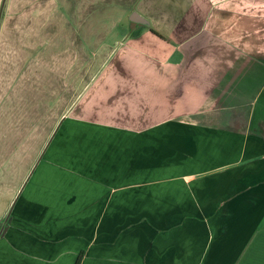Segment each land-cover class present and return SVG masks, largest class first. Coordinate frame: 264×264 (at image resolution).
I'll list each match as a JSON object with an SVG mask.
<instances>
[{"label": "crops", "instance_id": "obj_1", "mask_svg": "<svg viewBox=\"0 0 264 264\" xmlns=\"http://www.w3.org/2000/svg\"><path fill=\"white\" fill-rule=\"evenodd\" d=\"M0 264H264V0H0Z\"/></svg>", "mask_w": 264, "mask_h": 264}, {"label": "rangeland", "instance_id": "obj_2", "mask_svg": "<svg viewBox=\"0 0 264 264\" xmlns=\"http://www.w3.org/2000/svg\"><path fill=\"white\" fill-rule=\"evenodd\" d=\"M66 5H67V3H66ZM106 14H107V10H104V9L100 8L97 11V15L96 16H93L91 19L89 17H87L84 20L86 21V24H87V23H93V22H90V21L91 20L95 21V19H96L97 25L101 26V28H102V26H105L104 24H106L108 22L107 19H109V17L106 16ZM114 210L119 212L121 209H114Z\"/></svg>", "mask_w": 264, "mask_h": 264}, {"label": "water", "instance_id": "obj_3", "mask_svg": "<svg viewBox=\"0 0 264 264\" xmlns=\"http://www.w3.org/2000/svg\"><path fill=\"white\" fill-rule=\"evenodd\" d=\"M129 19L131 20L132 24L145 23V20L141 18L136 12H132Z\"/></svg>", "mask_w": 264, "mask_h": 264}]
</instances>
